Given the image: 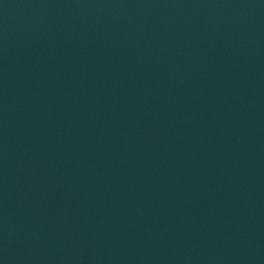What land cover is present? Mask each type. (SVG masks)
<instances>
[{"label":"water","instance_id":"obj_1","mask_svg":"<svg viewBox=\"0 0 264 264\" xmlns=\"http://www.w3.org/2000/svg\"><path fill=\"white\" fill-rule=\"evenodd\" d=\"M0 264H264V0H0Z\"/></svg>","mask_w":264,"mask_h":264}]
</instances>
